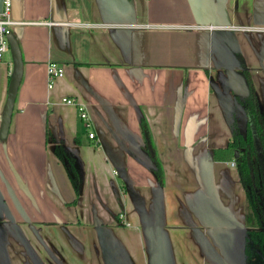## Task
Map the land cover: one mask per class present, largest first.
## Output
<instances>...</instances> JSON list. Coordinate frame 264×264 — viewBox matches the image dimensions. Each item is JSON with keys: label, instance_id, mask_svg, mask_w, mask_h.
<instances>
[{"label": "crops", "instance_id": "obj_1", "mask_svg": "<svg viewBox=\"0 0 264 264\" xmlns=\"http://www.w3.org/2000/svg\"><path fill=\"white\" fill-rule=\"evenodd\" d=\"M128 1L13 0L12 32L23 70L8 134L0 139L11 172L6 179L30 221L55 224V232L43 226L39 234L64 264H73L77 253L85 256L84 239L89 264H140L136 239L141 264H148L142 211L152 216L157 184L141 149L143 117L164 170L160 214L173 264H216L206 245L235 264L219 241L240 238L222 217L242 224L244 191L229 162L208 159L229 137L210 87L215 71L243 62L264 108V0ZM130 18L133 24L115 22ZM223 20L254 29L234 33L239 50L232 36L226 46L212 33L224 28L217 26ZM51 61L64 73L49 86ZM11 71L10 55L0 64V119ZM63 97L83 105L93 139L79 136L76 105ZM56 144L78 160L82 185L74 206L66 204L74 191ZM118 212L128 226L116 225ZM64 216L81 228L65 225ZM56 232L70 254L56 245ZM74 235L82 240L80 252L73 249Z\"/></svg>", "mask_w": 264, "mask_h": 264}, {"label": "flooded vegetation", "instance_id": "obj_2", "mask_svg": "<svg viewBox=\"0 0 264 264\" xmlns=\"http://www.w3.org/2000/svg\"><path fill=\"white\" fill-rule=\"evenodd\" d=\"M238 57L241 59V56ZM213 75V82L217 86H221L222 80L225 82L226 88L230 86L228 76L224 72L215 71ZM241 75L246 84L245 93L238 85L237 89L234 90L236 92L230 91L229 88L227 96L225 95L230 101L229 105L232 110L231 120L224 112L229 137L224 146L214 148L231 150V159H216L214 161L229 162L234 168L244 191L246 207L244 205L243 264H264V108L259 105L250 72L243 62L239 63L238 68L234 69L233 79H239L238 77ZM210 89L213 88L210 87ZM68 153L72 154L70 151ZM5 154V152L0 151V264H5V262H9V264H64L54 253L55 247L45 246L42 242L43 237L39 234V228L43 226L47 227L50 233L55 232V224L50 220L32 222L29 220L28 215L24 213L21 200L15 196L12 186L6 179L7 175H11V172L7 167ZM54 154L70 180L68 172H73L71 164L74 160L72 158H69L68 161L64 160L65 154L56 146H54ZM77 167L79 171L78 163ZM75 180L77 181V177L74 178V182ZM70 183L74 191V197L66 204L74 206L79 194L75 196V191H77L76 188L74 190L75 183L72 184L71 180ZM120 191L121 193L124 192V185L122 184L120 185ZM67 216H64L66 218L65 225L81 228L82 224L80 222L70 221ZM114 217L116 225L125 226L121 212H118ZM82 232H86L83 227ZM29 233L32 235L31 239L37 240L36 243L40 251L39 248L31 244L32 240L28 237ZM55 236L54 240L59 249L69 253L68 248L62 243L63 241L59 238L57 232ZM78 240H80L78 235H74L72 244L73 249L80 252L82 246L77 242ZM84 240L86 247L82 248L85 256L82 257L79 253L71 256L73 264H89L90 251L87 239ZM80 241L82 242V240Z\"/></svg>", "mask_w": 264, "mask_h": 264}, {"label": "water", "instance_id": "obj_3", "mask_svg": "<svg viewBox=\"0 0 264 264\" xmlns=\"http://www.w3.org/2000/svg\"><path fill=\"white\" fill-rule=\"evenodd\" d=\"M129 4L130 1L126 0ZM13 3V0H12ZM2 7V0H0V10ZM12 10V6H11ZM12 18V16H11ZM13 20V19H12ZM118 24H133L132 18L126 22H120V21H115ZM16 24V23H15ZM14 24V25H15ZM13 25V26H14ZM12 26V28H13ZM217 26H221L224 28L220 29H215L213 30V34H216L217 36L223 38L224 42H226V46H229V40L227 39L228 36H232L233 38V43L237 45V48L235 50H239L238 46V40L235 37L236 31H244L245 30H254L252 28H245V26H232L227 20H223V22L218 23ZM12 28L8 34V42H9V52L11 55L12 59V71L10 73V79L8 82L7 90H6V98L1 114V119H0V139L6 138L12 118V112H13V107H14V101L15 97L17 94L18 86L21 80L22 76V57H21V52L19 48L18 41L16 37L14 36L12 32ZM123 29L126 31H129L131 28H119ZM218 37V38H219ZM227 39V40H226ZM222 54L224 53L223 51L221 52ZM225 57V56H224ZM219 72H224L226 76H228V81L230 82V86L228 88L225 87V82L222 80L221 86H217L216 83L211 80V85L214 91V94L216 95L223 111L226 113L228 118L231 120V112L232 110L230 109V101L227 97H225L226 94L231 90H236L238 85L243 89L244 93L246 91V84L244 82V78L239 76V79H233L234 75V68H232L231 64L226 65V69L224 71H219ZM64 73V72H63ZM232 75V76H231ZM236 92V91H234ZM227 96V95H226ZM143 145V143H142ZM141 145V146H142ZM142 149V148H141ZM144 151V150H142ZM145 152V151H144ZM146 154V152H145ZM147 155V154H146ZM148 157V155H147ZM208 159L212 161L210 154L208 153ZM149 164L147 168L150 170V167L153 166V164L150 162V159L148 157ZM76 163H78V160H76ZM150 172L153 174V172L150 170ZM113 174L117 177L119 176V170L114 169ZM156 184H157V192L155 194V197L153 199V214L152 216H148L145 211H142V227L144 230V233L146 235V242L148 244L147 246V257H148V264H173L172 259H171V251L170 248L167 244L166 237L164 235V232L162 231V221H161V214H160V199L162 197V187L163 185H159L157 182V179L155 175L153 174ZM82 178V177H81ZM80 184V189H81ZM125 186V185H124ZM116 191L120 195L121 191L118 185H116ZM80 194V191H79ZM244 205H245V199H244ZM223 220L231 226V228L235 229L238 234L240 235L239 239H231L228 237L221 236L220 238V243L221 244H226V246L223 247V249H229L231 254H232V259L234 260L235 264H243L244 258H243V245H244V211H243V216H242V224H240L234 217L229 216L225 213H223ZM221 220V221H223ZM125 226H128V222H124ZM233 236V233H230ZM236 234V233H235ZM218 240V239H217ZM103 247V246H102ZM206 251L212 255L213 259L215 260L216 264H228L226 263L220 256H218L212 248L208 247L206 245L205 247ZM5 254V253H4ZM107 255V254H106ZM5 264H9V262H5Z\"/></svg>", "mask_w": 264, "mask_h": 264}, {"label": "trees", "instance_id": "obj_4", "mask_svg": "<svg viewBox=\"0 0 264 264\" xmlns=\"http://www.w3.org/2000/svg\"><path fill=\"white\" fill-rule=\"evenodd\" d=\"M139 127L141 130L142 138H143V145H142V150L146 152L148 155L150 162L153 164V166L150 167V170L153 172L155 175L157 182L159 185H164L165 183V176H164V170L163 166L160 162V159L157 155V152L153 146V141H152V136L150 133V129L148 126V123L145 118L140 117L139 119ZM87 135V133H86ZM88 137V136H87ZM76 141H78V137L76 136ZM56 147L60 149V151H63L65 154L64 160L68 161V159L72 158L74 162L71 164L73 172H68L70 180L72 181V184L75 183L74 185V190L76 188L77 191H75V196H78L79 191H80V173L78 171L76 159L74 156L61 145V144H56ZM210 157L212 160L216 159H221V160H230L231 158V150H223V149H213L209 151ZM221 156H220V155ZM77 177V181L74 178ZM74 182V183H73ZM78 182V183H77ZM245 207H246V201H245ZM246 214V212H245Z\"/></svg>", "mask_w": 264, "mask_h": 264}, {"label": "built area", "instance_id": "obj_5", "mask_svg": "<svg viewBox=\"0 0 264 264\" xmlns=\"http://www.w3.org/2000/svg\"><path fill=\"white\" fill-rule=\"evenodd\" d=\"M11 6L12 0H2V7L0 10V64L5 62L4 55L7 51H9L8 34L12 26L16 23L11 18ZM47 71L49 86H52L55 77L59 78L63 75L62 66L53 61L49 62ZM61 100L66 104L76 105L78 117L83 121V124L86 127L87 136L88 138L93 139L95 137V133L91 130L88 113L84 109L83 105L77 104L74 99L69 97H63Z\"/></svg>", "mask_w": 264, "mask_h": 264}, {"label": "rangeland", "instance_id": "obj_6", "mask_svg": "<svg viewBox=\"0 0 264 264\" xmlns=\"http://www.w3.org/2000/svg\"><path fill=\"white\" fill-rule=\"evenodd\" d=\"M9 59H10V53H9V51H7L5 53V55H4V61L8 62ZM54 81H58V78L55 77ZM77 128H78L79 136L85 138V136H86L85 135L86 134V127L84 126L83 121L79 117H77ZM88 142H89L90 145L94 146L95 148L98 147L94 141L89 140ZM133 247H134V250H135V252L137 254V257L139 259L138 261L141 264V260H142L141 252L142 251H141L140 243H139V241L137 239L133 242Z\"/></svg>", "mask_w": 264, "mask_h": 264}]
</instances>
